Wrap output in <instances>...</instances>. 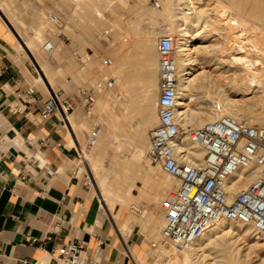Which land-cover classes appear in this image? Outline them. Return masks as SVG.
<instances>
[{
  "label": "rangeland",
  "instance_id": "rangeland-1",
  "mask_svg": "<svg viewBox=\"0 0 264 264\" xmlns=\"http://www.w3.org/2000/svg\"><path fill=\"white\" fill-rule=\"evenodd\" d=\"M166 1L168 0H124V1L123 0H76V1H73V0H0V7L2 8V11L6 14L7 18L9 19V23L11 24L10 26L0 15V31L3 32L5 26L6 27L8 26L10 28V32L8 31V34H9L8 36L10 37V40L13 42V46L19 55L18 63L22 65V67L28 68V71L26 70L27 83L30 85H34L36 89H38L39 91L43 93L45 98L48 96L50 90L45 85L43 78L40 77L41 74H46L47 76L46 79L49 82L50 86L52 84L53 53L45 52L43 49V45L48 39L52 40L56 46L55 51H54V56L57 61L58 60V57H57L58 50H62L63 47L65 46L66 41L64 40V38H68V37L72 39L76 38L75 30H74L75 28L79 34L78 38L81 36V34L85 33L86 35L96 40L104 39L107 41L108 53H106L105 57L106 59L109 58L113 61L112 65L105 67V70L107 71V75L109 77L116 78L117 65L118 66L121 65L119 66L120 75L123 72L124 80L123 82L120 81L118 83L119 84L118 92H117L116 83H114L113 86L111 87H106L103 89V93L105 95V99H104L105 103L102 108V115L100 119L92 120L90 124L85 125V127H82L84 126L82 125L80 127L76 126L77 129L75 128L76 136L79 138L81 146L84 147L86 150H89L86 148V138H87L86 136L89 134L91 128L93 127V124L95 122H98L102 124V127H103L102 134L105 133L107 129H109L108 126L111 127L112 125L114 127V128L113 127L111 128L114 129L113 132L116 136L115 135L112 136L114 141L110 144V147L112 148L111 151L114 150L112 153L113 155H115L117 160L118 159L121 160L122 158H123L122 160H124L125 158V155H124L125 153L116 150V145H117L116 143H118L119 140L123 141L125 138H127L125 140H128L129 142L128 141L127 142L129 144L125 143L126 144L125 148L127 152L131 151L132 153L133 145L131 142L132 141L131 133L135 132L138 129L137 127L143 126L141 124L144 119L143 118L144 117L143 115L144 107L143 106L148 104L144 98V94L147 90H150L151 94L153 95L157 94L154 105H153L155 107L154 111L157 117H155L152 123L148 125L147 134L149 135L150 130L158 124L157 101H158V95H159V80H158L157 73H158L159 59L158 57L153 59V55L157 54L158 38L165 34L170 35V33L167 32L169 29V25L167 23L165 16L163 15V7ZM207 1L208 0H205L204 2H207ZM211 2H212L211 7H213V9L217 8L218 11L219 10L221 11L218 14L220 16V17L218 16L219 18L218 20H220L221 22L213 23L214 25L213 27L216 26L215 28L217 30H220L224 33L226 31L227 35L229 33L230 34L228 36L223 33L221 35L211 34L208 37L209 39L206 42L197 44V49H199V52H198L199 56H202L203 54H212L213 51L218 52V50L220 49L219 46H221V42L225 41V39H226L225 42H227L226 44L230 45V46L228 45L229 47L228 46L227 47L229 49L234 48L236 44L235 41H233L234 38L236 37V35H238V33L239 34L242 33L240 34L242 35V39L244 41L246 40L244 43V46H246L245 47L246 50L248 49L247 52L243 54L244 55L248 54L249 57L251 58L253 57L255 60H259V63L261 64V66L260 67L258 66V67L260 70L264 72V0H211ZM156 3H158V5H156ZM58 11L63 12L64 14L66 12L70 14V16H68L69 17L68 20L64 19L65 21H67V23L65 24V28H58L48 17L51 13L58 12ZM223 12H225V14ZM221 14H223V16L225 15V17H223ZM226 14L227 16L228 15L229 16L227 17ZM215 16L216 14L213 13L212 17H215ZM230 16L231 18L234 17L233 19L238 20L237 25L236 24L231 25V23H229L231 22ZM63 17H65V15ZM228 25L229 27L233 28L232 29L233 32L231 31V29H229ZM227 29L229 32L227 31ZM38 32L40 35L36 34ZM15 33L24 41L31 42L32 52L35 55V57L37 56L39 64L43 68L41 71L37 67V65L33 62L27 50L24 49V47H22ZM225 36H227L228 39L225 38ZM147 38L148 40H150V44H151V47L153 46V49L151 48L150 53L145 55V51H144L145 49H144V46H142V44L144 43L143 41L147 40ZM230 39L231 40L233 39V40L231 41ZM216 42L219 43V46H217L218 44ZM133 49L134 51H137V54H138L137 58L134 60L131 57V55L128 56L127 54V52L131 54ZM121 50H124L125 52L124 58L122 59L121 57L119 58V60H117L116 54L117 52L119 53V51ZM145 58H148L150 60L147 62L149 65L148 71H146L145 68H144L145 70L143 69ZM227 58L229 60L231 57L227 56L226 60ZM133 64L139 69L138 79L135 82H133L132 80L128 81L126 79V72L127 70L133 68ZM214 67L215 66H208V67H205L204 69L201 68V69L194 71L192 76H194L197 73H200L203 70L205 71L208 70L207 74L209 76V83H207L208 85L206 84L208 88L207 87L205 88V86L194 88V92H193L194 95H192L191 99H189L192 105L191 108H194V106L195 107L204 106L206 109H213V105L215 102H220V104L222 103L221 105H223L225 101L224 94L228 93L230 98L235 99V100L238 99V101H241V100L244 101V103L246 104V107L249 108L251 111L252 110L253 112L256 111L255 113L261 112V109H263V106H264V101H261L259 97L264 94V83L263 82L259 86H256L257 88L252 87L248 91V93L245 95L238 94L239 91L229 92L228 91L229 89H227L228 88L227 83H232V84L237 83L239 78L237 77L238 79H236V76H238L240 72L241 73L242 71L244 72V70L239 71L238 73V71H235V69L231 70L232 71L231 72V71H224L223 68L218 69ZM153 74L155 77H153ZM222 76L224 77V79ZM213 80H214V83H213ZM220 85H223V86H220ZM223 88H226V89H223ZM117 93H118V96H117ZM198 96L200 98H196ZM222 96L224 97L222 98ZM125 97L127 99L126 101L128 102L124 101L122 103L121 99L122 98L125 99ZM122 114H124L123 115L124 117L121 116ZM241 120H245L250 124L261 126L257 121H250L245 118ZM110 122H112V124ZM109 123L111 125H109ZM115 124H116V127L117 125H119V127H117L118 129L115 128ZM116 131L118 132L120 131L119 133L121 134V136L117 135L118 132ZM125 131L126 132L128 131V132L126 133ZM126 134H128V136H126ZM148 152H149V149H148ZM88 153H90L93 156L94 164L96 163L95 165L97 166L99 165L98 166L99 168L96 166L97 172H99V174H97L98 176L99 175L103 176V174L107 172L108 174L105 173V175L109 176V179H108L109 181L113 182L115 185L121 188L125 186L123 190L124 191L127 190L125 193H127L128 195L125 196L124 200H121V199L119 200V198H115L112 196L109 200V203L111 205L114 204L113 214L114 213L118 214L119 212L120 219L118 221H115L114 219L110 218L113 223L114 228L115 229L118 228V230L120 229L119 230L120 232L117 229L116 231L120 234L122 238L123 237L127 238V233L131 232L133 228H135V232L139 234V236L145 241V244H148V247H149L148 254L151 257L150 264H154L155 262H157L158 264H164L163 260L159 258H161V256L165 254H168L172 250H168L170 248L163 244L160 234L158 236L159 227H157L156 230L152 231L148 225L143 226L140 223L141 221H146L149 214L153 213L156 215V217H159L158 218L159 222L161 225H163V216H162L163 211H161L162 207L161 205H159V204H162V202L160 201L157 205V203L149 201V199H151L149 198V196L150 197L152 196V198L155 197L153 193L155 192L157 188L156 186L157 182L161 181L160 179H162V176L160 174H159L160 176L156 175L155 172L153 175H151L153 173L151 172L150 176L152 178H150V183L148 187H145L146 189L149 188L147 189L148 191H151L150 195L141 196V192H140V188L142 186L141 180H139L140 182L136 180L135 186H132V188H130L131 187L130 179L129 180L125 179L123 181L118 174H116L114 171H110V167H111L110 157H108L104 153L99 154L96 148H93ZM96 153H98L99 156ZM148 162L147 163L144 162V164H141V171L144 172L142 174H146V172L149 170V168H147V165L150 164L152 166H155L154 162L151 159L148 160ZM100 165H103L104 167ZM114 167L115 166H113V168ZM102 168L103 170H101ZM69 169L77 170L76 174L84 179V181L86 182L91 192V195L99 200L93 188L90 173L87 170L84 160L81 155L77 154L76 160L70 163ZM110 178H112L113 180ZM122 181L124 183L125 182L127 183L124 184ZM175 181L176 180L173 179L171 182L174 189H175V186H177V183H176L177 181L176 182ZM130 192L131 194L129 195ZM164 198H166V195L162 199L164 200ZM139 206L144 207L146 212L143 211ZM129 218H131V220ZM235 223L237 224L239 222H235ZM241 225H244V224H241ZM251 231L253 233L250 238H243L242 233L237 232V231L233 232L231 234L230 241H237L235 244L237 245V249L240 250V259L242 261V264H264V261H263L264 244L263 245L260 244L257 247H252L251 241H253V239L257 237L258 235H257V232H254L253 230ZM125 238L123 239L125 240ZM227 241L222 240L221 243L228 244L229 241L228 242ZM262 241L264 242V240ZM152 244H155L156 247H153ZM213 251L214 249L211 250V252ZM211 252L210 251L207 252L209 253L210 257L209 256L206 257L205 259L206 262H210V261L212 262L210 258H211V255H214V254H210ZM181 255L183 254L179 255L180 259L183 257V256L181 257Z\"/></svg>",
  "mask_w": 264,
  "mask_h": 264
},
{
  "label": "crops",
  "instance_id": "crops-1",
  "mask_svg": "<svg viewBox=\"0 0 264 264\" xmlns=\"http://www.w3.org/2000/svg\"><path fill=\"white\" fill-rule=\"evenodd\" d=\"M68 16L66 12L64 19ZM74 30L76 38H64L57 61L55 49L52 51L51 90L72 100L75 108L68 120L60 114L42 119L41 102L24 105L16 101L14 91L19 85H30L28 68L18 63L19 55L8 36L10 28L0 31V68H5L0 76V264H55L61 245L87 242L91 255L99 240L104 242L101 264H135L132 255L142 264H150L148 244L135 228L124 240L84 179L76 175V169L68 168L82 150L75 126L100 119L105 103L103 91L97 93L93 113L88 116L80 106L79 90L111 79L118 92V83L124 80L118 65L116 78L107 75V41L85 33L78 38ZM127 54L133 60L138 56L134 49ZM124 55V50L117 52V60ZM156 57L158 54L153 55ZM138 73L133 64L126 79L135 82ZM17 104L20 111L15 113Z\"/></svg>",
  "mask_w": 264,
  "mask_h": 264
},
{
  "label": "built area",
  "instance_id": "built-area-1",
  "mask_svg": "<svg viewBox=\"0 0 264 264\" xmlns=\"http://www.w3.org/2000/svg\"><path fill=\"white\" fill-rule=\"evenodd\" d=\"M64 15L58 11L48 17L59 28H65ZM55 47L48 39L43 49L52 53ZM175 50L172 36L165 34L158 38V124L150 130L148 154L154 163H159L178 181L161 204L162 242L182 254L213 224L223 219L252 225L255 232L264 238V127L228 114L217 115L189 130L188 141L205 151L202 163H192L188 147L178 140L181 126L176 120L178 81ZM112 63L109 58L104 61L107 66ZM4 70L0 68V76ZM113 84V80L107 79L97 82L92 89L79 90L80 106L88 116L93 113L97 93ZM14 96L24 105L41 102L39 113L42 119L60 114L63 120H68L75 108L72 100L62 92L51 90L45 98L34 85H19ZM213 107L220 110L222 105L217 102ZM19 111L17 104L13 112ZM102 131V124L96 122L87 135V149L97 144ZM247 177L251 179L241 190L231 191L234 184ZM87 244L69 241L61 245L54 258L55 264H101L104 242L99 240L91 255H88Z\"/></svg>",
  "mask_w": 264,
  "mask_h": 264
},
{
  "label": "bare ground",
  "instance_id": "bare-ground-1",
  "mask_svg": "<svg viewBox=\"0 0 264 264\" xmlns=\"http://www.w3.org/2000/svg\"><path fill=\"white\" fill-rule=\"evenodd\" d=\"M204 1L203 0H168V1H166V3L164 4V7H163V15L165 16L167 23L169 25V29L167 32H169L170 35L173 36V38L175 40V45H176V50H175V55H174V61H175L176 69H177L176 75H177V81H178V105H177L176 120L178 121V123L181 126L180 133L178 135V140L181 141L184 145H186L188 147L189 159L192 163H202L203 159H204V154H205V151L202 148H200L196 145H193L191 142L188 141V132L194 126L202 125L205 122L212 120L217 115L228 114V115H231V116L238 118L240 120L245 118V119L250 120V121H257L261 126L264 127V106H263V109H261V112L255 113L256 111L253 112V110L251 111L249 108L246 107V104L244 103V101H242V100L238 101V99H236V100L232 99V98H230L228 93L224 94L225 95V101L222 105L223 107L220 110H215L214 107H213V109H206L204 106L203 107L197 106L196 102H195L196 103L195 105L197 107L194 106V108H191L192 105H191V101L189 99H191L192 95H194L193 94L194 88H198V87H202V86H205V88L206 87L208 88V86H206V84L209 83V76L207 74L208 70L207 71L203 70L200 73H197L194 76H192L194 71H196L198 69H201V68L204 69L205 67H208V66H215L214 68H218V69L223 68L224 71H231V70L235 69V71H238V73H239V71L244 70V72L243 71H242V73L240 72L238 76L235 75L236 79L239 78L237 83H235V84L227 83L228 88L226 87L227 89H229L228 90L229 92H238L239 91L238 94H241V95L247 94L248 91L252 87L259 86L262 82L264 83V72L259 69V67L261 66V64L259 63V60H255L253 57L252 58L249 57L248 54L247 55L243 54V53H246L248 49L246 50V48H245L246 46H244V43L246 40L244 41L242 39V35H240L242 33H240V34L238 33V35L235 34L236 35L235 38L232 37V38H234V40L233 39L232 40L235 41L236 44H235L234 48L229 49L228 47L230 45L228 44L229 45L228 46L226 44L227 42H225L226 41L225 38H227V36L230 33L227 35L226 31L224 33L220 30H217L215 28L216 26L213 27L214 26L213 23L221 22L220 20H218L219 19L218 14L221 11L220 10L218 11L217 8L213 9V7H211V5H212L211 0H208L207 2H204ZM213 13L216 14L215 17H212ZM223 13L225 14V12H223ZM0 15L11 26V24L9 23V19L7 18L6 14L2 11L1 7H0ZM221 15L223 16V14H221ZM226 16H227V14H226ZM223 17H225V15ZM41 18H43V17H41ZM230 18H231V16H230ZM233 18L234 17L231 18V22H229V23H231V25L232 24L237 25L238 20H235ZM225 21H226V19H225ZM242 25H244V24H242ZM228 27H229V25H228ZM229 29H231V31H232L233 28L229 27ZM227 31H228V29H227ZM165 33H166V31H165ZM222 33L226 34L227 36H225V38H224L225 41H223V42L220 41L221 46H219V43H217L218 41L216 42L218 44V45L217 44L216 45L220 47V49L217 47L219 49L218 52L213 51L214 53L212 52V54H203L202 56H199V54H198L199 49H197V44H201V43L206 42L209 39L208 37L211 34L212 35L213 34L214 35H221ZM36 34H39V32ZM16 36H17V39L19 40L20 44L22 45V47H24V49L27 50V52L31 56L33 62L37 65V67L41 71L43 68L40 66L39 61L37 59V56L35 57V55L32 52L31 42L24 41L17 34H16ZM41 36H43V35H41ZM222 37H223V35H222ZM143 42L144 43L142 44V46H144L145 55H147L150 53L151 48L153 49V46L151 47L150 40H148V38H147V40H145ZM33 51H35V50H33ZM227 56H230L231 58L229 60L227 58V60H226ZM147 59L148 58H145L144 67H143V69L145 68L146 71H148V69H149V67H148L149 65L147 62L150 61L149 59L148 60ZM119 66H121V65H119ZM45 76H46V74H41L40 77L43 78L45 85L48 87V89L51 92V86L46 79L47 76L46 77ZM223 79H224V77H223ZM213 83H214V80H213ZM220 86H223V85H220ZM260 87H262V86H260ZM226 88H223V89H226ZM219 94H217V95H219ZM156 96H157V94L156 95L151 94L150 90H147L144 94V98L148 104L143 106L144 107L143 108V112H144L143 118L144 119H143V122L141 121L142 122L141 124L143 126L137 127L138 129L135 132L131 133V138H132L131 142L133 145L132 153H131V151L127 152V150L125 148V145H126L125 143L129 144L128 143L129 141L125 140L127 138L124 139L125 141L119 140V142L116 143L117 144L116 150L125 153L124 154L125 155L124 160H122L123 158L121 159L122 161L119 159L117 160L115 155H113V153H112L114 150L111 151L112 148L110 147V144L114 141L112 136L115 135L113 132L114 127L111 125L112 122H110L111 124L109 123V125H111V127H113V128L108 126L109 129H107L105 133L101 134V136H100V138H99V140L95 146H93L89 150H86L84 147H81L82 150H80V152H81L80 155L82 156L84 163H85V166L90 173V177L92 180V184H93V188L95 190L96 196H98V198L101 202V206L104 208V210L108 214V216L111 219H114L115 221H118L120 219L119 212H118V214H115V213L113 214V212H114L113 205L114 204L111 205L109 203V200H110L111 196L115 197V198H119V200L120 199L124 200L125 196L128 195L127 193H125L127 190L126 189H125L126 191L123 190V188L125 186L123 188H121V187H118L117 185H115L113 182L109 181L108 180L109 176L105 175V173H107V172H105L103 174V176H100V175L98 176L97 174H99V172H97V168H96L97 165H95L96 163L94 164L93 156L90 154L91 152L90 153H88V152L90 150H92L93 148H96L98 150L99 154L104 153L105 155L110 157L111 158L110 171H114L116 174H118L123 181L125 179H128V180L130 179L131 180V183L129 182L131 184L130 188H132V186H135L136 180H138V181L141 180L142 186H141V188L139 187L140 192H141V196H144V195L149 196L150 195L151 191H148L147 189H149V188L146 189L145 187H148V185L150 183V178H152L150 176L151 172H153L151 175H153L154 172L156 173V175L160 174L162 176V179H160L161 181L157 182V185H156L157 188H156L155 192L153 193V195H155V197L152 198V196L151 197L149 196V198H151V199H149V201L157 203V205L160 201L162 202V200H163L162 198L165 195L167 196L168 193L174 189L171 182L175 178H173L167 172H165L159 163H154L155 166H152L150 164L147 165V168H149V170L146 172V174H142L144 172L141 171V164H144V162L147 163L148 160H150L149 154H148V149L150 148V138H149V135L147 134V127L149 124L152 123L154 118L157 117L156 113L154 111L155 107L153 106L155 99H156ZM223 97L224 96H222V98ZM196 98H200V97L198 96ZM218 98H219V96H218ZM259 98L261 101H264V94L262 96H260ZM126 100L127 99L125 97L124 101L128 102ZM194 100H195V98H194ZM245 102H246V100H245ZM215 103H217V102H215ZM218 103H220V102H218ZM129 104H130V102H129ZM122 109H124V108H122ZM123 115L124 114H122L121 116L124 117ZM71 118H73V117H71ZM112 119H114V118H112ZM111 120H109V121H111ZM115 122H116V120H115ZM257 122H255V123H257ZM82 125H84V124H82ZM76 126H75V128L77 129L78 126L77 127ZM82 127H85V125ZM108 127H106V128H108ZM117 127H119V125H117ZM117 127L115 124V128H117ZM116 132H118V131H116ZM119 132L117 133V135L121 136V134ZM121 133H123V132H121ZM115 136H114V138H115ZM126 136H128V134H126ZM98 153H96V154L98 155ZM94 157H96V156H94ZM112 165L115 167L113 168ZM100 166H103V165H100ZM64 168L65 169L67 168L66 165L63 166V170H64ZM101 170H103V168ZM110 179H112V178H110ZM250 179H251V177H247L245 180L238 181L231 188V191L235 192V191L241 190L250 181ZM128 180H126V181H128ZM175 180L177 181V179H175ZM152 182H154V181H152ZM125 183H127V182H125ZM176 183L178 184V181ZM121 184H119V185H121ZM127 188H128V186H127ZM130 194H131V192L129 193V195ZM151 195H152V193H151ZM128 202H129V200H128ZM159 205H161V204H159ZM139 207L143 211H145L144 207H142V206H139ZM160 209H161V207H160ZM161 211H162V209H161ZM159 213H160V211H159ZM158 218L159 217H156L155 214L150 213L149 216L147 217V220L141 221L140 223L143 226L148 225L152 231L156 230L157 227H159L158 236L160 234V237H162L161 236V229H162L163 225L160 224ZM129 219L131 220V218H129ZM239 223L236 224L234 221L225 220V219L220 220V221L216 222L215 224H213L207 231H205L203 233V235H201L193 243V245L190 249L183 252L182 253L183 255H181V257L182 256L183 257L181 259L179 257L180 254H178L177 252H175L172 249H168V250H172L171 251L172 253L169 252L168 254L161 256V258H159V256H158V258L163 260L164 264H219V263L220 264H242V261L240 259V250L237 249V245L235 244L237 241H230L231 240V234L233 232L237 231V232L242 233L243 238H250L252 233H253L251 230H253L255 232V229L253 228L252 225H249V224L241 225L242 223L241 224H239ZM125 228H126V226H125ZM116 229L118 230V228H116ZM260 237L261 236L258 235L257 237H255L253 239V241H251L252 247H257L260 244H262V245L264 244V242L262 241V240H264V238H262V237L260 238ZM221 239L225 240V241L228 240L230 242V244L228 241H227L228 244L221 243V241H222ZM162 248H163V246H162ZM213 249H214V251L211 252V250H213ZM208 251L211 252L210 254H214V255H211V258H210L212 260V262L211 261L210 262L205 261L206 257L209 256V253H207ZM163 253H164V251H163ZM159 254H157V255H159ZM132 256H133L135 264H142L141 260H139L137 257H135L136 255L135 256L132 255ZM263 261H264V259H263ZM154 264H158V263L155 262Z\"/></svg>",
  "mask_w": 264,
  "mask_h": 264
}]
</instances>
